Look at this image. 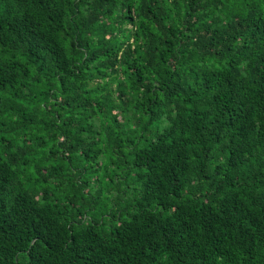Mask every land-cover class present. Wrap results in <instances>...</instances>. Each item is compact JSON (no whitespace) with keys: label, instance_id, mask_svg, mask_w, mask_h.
I'll return each instance as SVG.
<instances>
[{"label":"trees","instance_id":"16d2710c","mask_svg":"<svg viewBox=\"0 0 264 264\" xmlns=\"http://www.w3.org/2000/svg\"><path fill=\"white\" fill-rule=\"evenodd\" d=\"M0 264H264V0H0Z\"/></svg>","mask_w":264,"mask_h":264}]
</instances>
